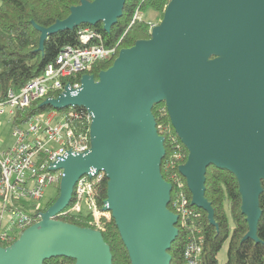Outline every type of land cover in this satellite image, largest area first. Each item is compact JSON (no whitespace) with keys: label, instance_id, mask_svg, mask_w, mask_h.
I'll use <instances>...</instances> for the list:
<instances>
[{"label":"water","instance_id":"95a60500","mask_svg":"<svg viewBox=\"0 0 264 264\" xmlns=\"http://www.w3.org/2000/svg\"><path fill=\"white\" fill-rule=\"evenodd\" d=\"M125 0H81L69 14L40 31L39 49L56 31L102 22L109 30ZM164 102L172 127L188 150L178 170L190 203L207 212L205 172L213 164L236 176L241 212L258 241L259 196L264 180V0H169L150 37L121 48L112 65L82 74L78 88L65 86L42 103L55 109L83 106L91 116L90 148L67 152L57 199L43 219L0 246V264H43L53 256L74 264H112L100 231L56 219L83 175L104 171L111 216L131 264H170L178 215L167 206L171 183L160 165L163 136L152 106Z\"/></svg>","mask_w":264,"mask_h":264},{"label":"trees","instance_id":"16d2710c","mask_svg":"<svg viewBox=\"0 0 264 264\" xmlns=\"http://www.w3.org/2000/svg\"><path fill=\"white\" fill-rule=\"evenodd\" d=\"M81 0H0V101L5 102L9 89L17 90L25 82L39 75L45 65L52 62L58 51L65 45L78 43L79 30L88 26L99 32L102 43L116 50L121 47H130L138 39L150 37V23L135 18V10L146 7L164 11L169 0H125L122 14L109 30L103 28L102 22L94 25L80 23L71 29H63L49 34L39 49L40 31L35 27H47L58 19L65 18L71 6L77 5ZM92 1V0H89ZM114 56L108 60L96 61L90 74L95 79L98 72L112 65ZM81 73L65 79L79 81ZM36 100L26 107H16L10 118L11 125H20L33 116L54 109L50 104ZM70 107L58 109L65 111ZM79 118L75 125L78 129L86 131L90 126L91 118L83 106H73ZM152 113L155 117L158 133L163 136L165 149L161 160L160 172L164 180L172 185L168 208L172 210L171 202L176 192L184 190L190 207L196 216L186 223L177 222V236L172 241L168 253L171 256L170 264H186L184 249L187 241L192 238L200 239L199 264H219L218 252L227 241L226 258L223 264H264V180H261L262 192L259 196L261 214L257 223L256 236L258 241L244 238L248 230L246 216L241 212V195L238 181L231 171L217 167L213 164L205 172V198L213 208V217L216 225L209 222L207 212L190 203L191 194L187 188L185 178L180 174L178 167L188 156V150L178 138L171 125L164 102L153 104ZM180 153V157L176 154ZM95 181L96 202L102 208L107 198V177L104 172H98L91 178ZM59 195V187L57 197ZM55 198V200L57 199ZM44 204L42 211L46 210L54 201ZM25 211L32 213V205L22 204ZM60 220L75 224L79 227H90L91 215L87 210L57 214ZM103 240L108 244L112 255V264H131L128 251L120 237L118 228L112 216L102 217L100 229ZM5 245V243H0ZM70 257L53 256L46 258L43 264H74Z\"/></svg>","mask_w":264,"mask_h":264},{"label":"built area","instance_id":"2783aa9c","mask_svg":"<svg viewBox=\"0 0 264 264\" xmlns=\"http://www.w3.org/2000/svg\"><path fill=\"white\" fill-rule=\"evenodd\" d=\"M136 10L133 19H140ZM114 54L115 48L105 46L98 31L82 27L77 44L63 46L39 75L19 89L7 91L6 101H0V114L6 113L11 118L16 107H26L40 99L56 98L66 85L78 88L80 80L71 83L65 79L76 73L90 74L96 61L111 59ZM69 107L59 111L60 119L56 118V111L49 110L23 124L11 125L13 142L0 148V243H5L0 246L11 244L25 228L43 219L46 211L41 210L44 189L49 185L59 187L62 168L57 164L67 152L82 153L90 148V126L86 131L78 129L74 121L79 114L73 106ZM88 117L91 118L89 112ZM176 155L180 157L181 154ZM96 174L83 175L77 180L70 202L59 213L87 210L91 215L89 228L100 231L102 217L109 218L111 212L103 209L104 203L102 208L97 205L96 180L91 179ZM24 203L33 206L31 214L23 208ZM171 206L170 210L183 224L196 216L182 189L176 192ZM199 252L200 239L187 241L184 249L186 264H199Z\"/></svg>","mask_w":264,"mask_h":264},{"label":"rangeland","instance_id":"374dc122","mask_svg":"<svg viewBox=\"0 0 264 264\" xmlns=\"http://www.w3.org/2000/svg\"><path fill=\"white\" fill-rule=\"evenodd\" d=\"M136 11H137L138 16L141 19L150 23L151 28L153 26L159 24V22L162 19L163 12H164V11L155 10L153 8H150V7H146L144 9H137ZM121 48H124V47H121ZM119 50H116L117 53L115 54V57L117 56ZM52 110L56 111V114H57L56 118L60 119V113H59L60 110L55 109V108ZM11 132L12 131H11L10 118L6 115V113L0 114V148L4 147L6 145L8 146V145L12 144L13 137H12ZM57 193H58L57 187H55L53 185L47 186L44 189V195L42 197L41 202L45 204L47 202L52 201L53 199L55 200V198L57 197ZM82 207H84V203H82ZM226 250H227V241L224 242V244L222 245V248L218 252L217 257L219 260V264H223V262L226 258Z\"/></svg>","mask_w":264,"mask_h":264}]
</instances>
